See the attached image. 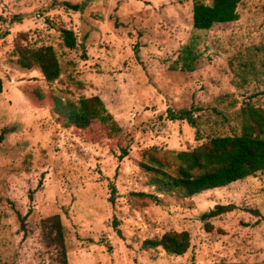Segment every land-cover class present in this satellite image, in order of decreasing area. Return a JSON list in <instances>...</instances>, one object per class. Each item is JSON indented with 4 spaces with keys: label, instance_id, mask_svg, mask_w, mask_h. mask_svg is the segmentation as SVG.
I'll list each match as a JSON object with an SVG mask.
<instances>
[{
    "label": "rangeland",
    "instance_id": "obj_1",
    "mask_svg": "<svg viewBox=\"0 0 264 264\" xmlns=\"http://www.w3.org/2000/svg\"><path fill=\"white\" fill-rule=\"evenodd\" d=\"M237 12L196 31L192 0H0V264H264V173L182 198L141 166L174 175L177 152L239 134L245 103L264 109V0ZM16 45L53 47L59 78L21 68ZM91 97L110 118L67 127ZM182 110L195 128L169 118ZM215 205L235 209L201 219ZM170 231L188 232L184 255L142 248Z\"/></svg>",
    "mask_w": 264,
    "mask_h": 264
},
{
    "label": "trees",
    "instance_id": "obj_2",
    "mask_svg": "<svg viewBox=\"0 0 264 264\" xmlns=\"http://www.w3.org/2000/svg\"><path fill=\"white\" fill-rule=\"evenodd\" d=\"M241 0H192V28L196 31H208L215 24L235 22L239 19L237 12ZM63 7L73 12L81 11V5L64 2ZM62 42L65 48L74 49L77 45L76 35L72 30L62 29ZM18 65L23 69L37 67L47 83L56 81L61 74L57 54L51 46L28 48L16 45ZM184 69L191 66V53L185 51ZM2 84L0 81V93ZM65 110L67 127L74 130L84 129L94 120L105 124L110 117L104 115L106 109L97 97L82 99L77 109ZM240 133L213 136L207 142L175 154L177 167L170 175L162 170L165 163L149 158L142 163V169L149 176V185L162 194H173L182 198H191L205 191L223 188L234 182L256 177L264 173V109L245 103L241 106ZM171 120L186 121L191 127L197 126L198 117L191 111L169 113ZM197 137V135H196ZM3 135H0V142ZM126 151H123V156ZM139 197L158 200L154 195L140 193ZM234 205H215L213 209L201 215L207 220L232 212ZM190 246L188 232L170 231L158 239L145 240V250L161 249L167 255L182 256ZM62 264H67L64 259Z\"/></svg>",
    "mask_w": 264,
    "mask_h": 264
}]
</instances>
